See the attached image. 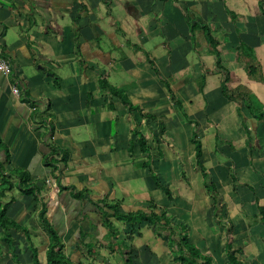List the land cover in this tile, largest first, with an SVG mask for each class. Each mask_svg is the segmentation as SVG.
Masks as SVG:
<instances>
[{"label": "crops", "instance_id": "crops-1", "mask_svg": "<svg viewBox=\"0 0 264 264\" xmlns=\"http://www.w3.org/2000/svg\"><path fill=\"white\" fill-rule=\"evenodd\" d=\"M92 1L97 5L95 0ZM180 1L184 4L183 13L167 15L166 21L162 19L166 17L169 8L166 2L159 0L149 2L142 0L143 10L130 11L132 23L149 15L145 21H149L150 30L154 26L152 18L156 19L157 25L164 31L167 29L165 23L168 26L174 23L173 32L183 34L177 41L179 44L175 43L173 49L168 48L166 42H161L154 50H148L144 43L146 40L142 36L143 28L137 26L138 38L144 47L135 45L130 47L125 37L128 31L126 33L121 30L123 39H126L125 43L123 39L115 37L117 42L113 49L104 51L97 44L95 47L89 43L91 38L108 30L100 24L99 16H102V13L94 15L93 11L89 12V0H0V54L9 60L11 65V72L8 75L0 72V140L8 147L10 156L3 172L8 174L14 169L12 180L16 184L8 191L11 194L10 199L13 200L8 205L7 213L28 229L35 245H38L36 241L45 240L46 235L40 229L35 198L22 194L17 187L18 180L14 176L16 169L27 170L36 184L43 187L42 197L47 208V217L59 231L66 247L69 246L72 258L77 255L72 253L74 251L78 256L88 251L83 243H80L83 235L87 236L86 240H90V236H95L93 252H100L101 243H107L105 237L107 229L100 220L99 210L102 206L100 202L120 200L124 211L147 210L145 204L147 200L143 194L146 195V190H151L152 194L160 190L153 187L149 189L147 184H144L148 178L146 173H149L144 162L148 160L152 161L155 172L164 177L178 175L168 170L174 169L176 165L183 166L182 176L188 179L187 186L179 178L180 175L167 178L171 184L177 182L176 184L182 188L180 192L193 202V207L189 203L188 207L194 211L184 215L183 210H180L183 206L176 203L177 201L172 202L169 210L173 217H176V222L181 223L182 217L188 216L190 224V226L186 224L188 232L191 229L192 234H197L195 229L201 230L197 225H193L190 219L204 216L198 213L197 209L204 210L210 207L212 209L214 203L204 187L201 170L195 163L193 125L197 126L198 139L202 143L204 168L210 175L211 171L216 170L217 177H220L219 186L227 182L221 177L222 172L226 177L229 176L227 169L231 170L232 166L240 171L234 165L227 167V161L226 167L218 166L216 161L224 163L226 160L220 159L218 152L228 154L233 161L236 159L239 151L233 154L228 148L231 139L232 145L240 143L242 144L240 147L244 148L247 136L238 116L241 106L221 96L219 89L221 74L213 69L215 56L208 48L203 30L196 29L191 34L196 42H189L190 30L180 17L184 14L200 16L203 20L201 22L209 26L213 36L219 41L221 60H229L232 67H226L234 76L236 70L241 69L245 78L243 81L239 80L248 84L252 80L248 79L244 68L246 58L238 49L239 40L253 47L256 60L264 65V17L262 15L259 17L257 0L252 1L255 8L247 13L248 19L244 18L246 14L244 0H234L231 9L224 7L219 11L216 8L218 3L216 0ZM186 6L191 12L188 8L184 10ZM114 9L115 5L111 7V28L117 21ZM228 10L235 13L236 19L230 17ZM82 14L87 18L91 15L94 17L85 23L87 24L85 30L76 22ZM245 19L247 23L241 25ZM179 21L180 30L176 27V22ZM167 33L171 35L170 31ZM70 37L76 40L72 48L69 46ZM120 49L123 51L122 57L114 53ZM119 60L126 76L123 72L119 73L117 81L122 80L123 87L118 88L127 94L133 104L141 108L142 113H150L154 118H139L138 111H128L117 94L108 91L103 94L97 92L96 81L101 75L99 64L110 67L113 63L120 62ZM151 60L156 61L154 66L157 71L152 67ZM206 60L209 61L208 64L205 63ZM52 62H55L56 67H53ZM37 64L42 68H37ZM186 66H188L186 70L190 72L181 76L179 68L185 69ZM262 71L264 72V68ZM203 74L206 77L201 92L196 80ZM133 76L139 81L137 85L131 82ZM158 77H161L160 80ZM254 77L257 79L253 80L259 82L253 81L255 88H251L252 92L264 104V84L258 80L260 77L258 74ZM109 78L108 75L107 80ZM125 81L128 84H125ZM15 83L19 87L18 95L12 92V85ZM166 83H169L170 90ZM199 92L213 93L215 102L221 103L220 106L214 108L211 104V109L207 110L208 103H204ZM171 93L177 101L172 99ZM182 107L188 114L186 118L179 116ZM221 109H224L223 116L218 118L215 114ZM240 112L245 119L244 111ZM233 113L237 114V119L233 118ZM227 116L231 118L229 122ZM188 118L192 123L187 121ZM245 122L248 125L246 119ZM251 123L252 127L249 128L255 130L253 118ZM135 130L146 140L148 149L145 152L137 142L136 138H139V135L134 133ZM224 132L228 134V140L224 137ZM51 146L68 154V161L62 167L60 175L56 172L59 178L54 176L53 167L43 163L44 156L49 153ZM5 160L6 152L1 148L0 163ZM245 167L247 166L244 165L243 168ZM120 172L126 173L127 176L118 177L117 174ZM260 176L262 177V174ZM193 180H200L201 186L192 185ZM170 189L174 191L171 187ZM77 192L82 193L81 197H74ZM125 197H130L133 201L126 202ZM236 202L243 204L240 199ZM219 214L224 216L220 212L218 217ZM120 225L122 228L119 222ZM238 231L237 229L236 233ZM141 232V236L134 237L131 246L135 248L147 246V251L142 250L141 253L145 257L151 255L153 264H159L160 253L169 250V247L150 228L142 227ZM13 235L19 242L17 246L19 251L16 255L23 256L30 263L28 259L30 250H27L25 235L16 232ZM191 235L189 234L192 240H202V235L197 234L194 239ZM118 238H125L124 233L118 235ZM206 239L207 237L201 242H205L210 248ZM159 243L161 252L157 255L155 250ZM221 243L223 246L222 239ZM205 253L208 251L205 250ZM0 254H2L0 264H5L6 259L11 256L9 247L2 244ZM112 254L120 257L118 252ZM81 261V264H86L84 259ZM87 263L95 264L96 260L89 259ZM171 263L172 257L169 264Z\"/></svg>", "mask_w": 264, "mask_h": 264}, {"label": "trees", "instance_id": "trees-1", "mask_svg": "<svg viewBox=\"0 0 264 264\" xmlns=\"http://www.w3.org/2000/svg\"><path fill=\"white\" fill-rule=\"evenodd\" d=\"M258 4L260 8V13L264 17V0H259ZM187 8L188 7L186 6L184 10H187ZM227 12L230 11L228 10ZM229 15L233 20L236 19V15L234 12H231ZM189 29L192 33L196 29L203 30V35L208 44V48L215 56L214 66L216 68V71H218L221 74V81L219 84L221 96L228 101H239L240 103L239 105L245 107L248 110L250 117L253 118V120L255 121V127H254L255 130H257V128L260 126V130H262V138L264 140V104L257 98V96L252 92L251 89V88H255V86L253 85V81L256 82L259 81L252 80L249 85L241 84V82H238L237 84L233 85L235 77L234 75H232L230 69L223 64L221 60L220 52L218 50L219 41L213 36L212 32L209 29V26L203 24V22L199 20L198 22L193 23ZM238 49L242 51L243 56L246 58L244 60L245 62L244 68L247 75L253 76L252 77L253 79H257V77L254 76L258 74L260 76L258 80H261L262 81L261 83L264 84V72L262 71L264 65L261 64L259 60H256L253 47H249L247 44L241 41L239 42ZM153 68L157 71L155 66ZM205 77L206 75L203 74L199 76L196 80V83L199 85L198 89H200L201 92L205 82ZM101 80H103L102 83H105L106 81L105 78H102ZM103 86L104 85H102V87ZM107 87L110 90L109 92L118 95L120 100L123 101L124 105L127 106L128 111H138L139 118H145V119L154 118V115L150 113H142L141 108L137 105H134L128 99L127 94L120 88H117L116 86H113L111 84H107L106 87L103 88H107ZM166 87H168L170 90L169 83H166ZM171 96L172 99L175 100L172 93ZM217 106L218 105L213 104L214 108ZM187 121L189 123H192V120L189 118ZM193 127L194 130L192 132V142L195 150V156H194L195 163L198 166V168H200L201 170L200 172L203 177L204 186L207 188L210 194L211 192H213L214 195V198L212 197L213 203L214 206H216L218 202V196L217 194H215L217 190L216 183H218L216 181H219L220 177H215L216 180L215 181L211 177L208 170L204 168L202 161V155H203L202 143L198 139L197 128H196L197 126L193 125ZM244 129L249 132V135L246 137V141H245L247 147L245 144L243 146L246 152L245 155L249 159H251V161L252 160L255 161V159H257L254 156L255 154L256 155L264 154V144L260 141L258 132H256L254 129H250L249 126L246 124ZM252 132L254 134V137H252L251 134ZM134 133L135 134L138 133L139 138H136L137 142L139 143L141 150L145 152L148 149V146L146 144V140L144 136L136 130ZM255 138H256V142L252 143V140ZM0 146L6 152L5 162L0 163V173H1L0 246L4 244L5 247H9V252L11 254L10 258H12L14 261L17 260L16 254L19 251V249L17 248L19 242L16 240V238L13 235L14 232H16L17 234L25 235V239H26L25 243L27 244V250H30V254L28 255V258L31 264H81L82 262L81 260L83 258H88V257H91V259L99 260L102 262L105 261L107 262L108 259L104 255H102L101 252H93L95 246L94 242L90 244L84 242L83 245L88 249V251L87 253L78 256L76 259H73L71 256H68L64 252L66 244L63 241L61 235L59 234L57 228L47 217V208L46 205L44 204V200L42 197L43 187L38 186L36 184V181L30 177L29 172L27 170L16 169L14 176H16V179L18 180L17 187L20 188L22 194L32 195L35 198L38 207V218L40 221V229L46 235L47 242L44 244L45 246L40 247L41 245L40 246L35 245V243L30 238L28 229L24 228V226H22L20 223L14 220L7 213L8 205L13 199L11 198L9 201L3 203L1 202V199L4 197L5 192L10 191L16 184L12 180L13 179L12 173H14V169L10 170L8 174H5L3 172L5 169V164L9 161L10 156L8 152V147L5 144H2L1 140H0ZM67 161H68L67 152H61L55 146H51L49 153L44 156V163L46 166L53 167L54 176H56V172H58L60 175L61 169L63 166L66 165ZM144 165H146V167L149 169L151 185L153 186L154 184L155 188H159L160 190L162 189L166 200L169 202H173L176 196L173 195L170 186H168L166 182L164 183L163 181H160L156 173L155 174L153 173L154 167L152 165V161L150 160L145 161ZM229 166L230 165H228L227 167ZM239 173L240 171L232 172L230 177L231 181L232 180L236 181L237 180L236 177L238 176ZM223 180L224 181L227 180V177L225 176ZM249 189L252 190L253 193L252 199H254L257 209V212L253 214L252 213L248 214L247 211H244L245 216H247V214L252 215V219H253L252 223H250V225L247 224L249 227H251L257 225L258 223H262V224L264 223V205L259 204V197L258 195H256L255 190L251 189V187H249ZM80 194L82 193L77 192L76 194H74V197H81ZM100 203H102V206L99 210L101 214L100 220L102 222V225L107 229V233L110 232L111 234V236L106 237L107 243H101L100 248L101 247L106 248L109 251V253L118 252V254H120L121 264L139 263V261L137 262L135 261V259L138 260L137 251H140L141 253V251L145 250L147 246H145L144 248L142 246H140L139 248H135L134 246H131L132 245L131 242L135 236L142 235L141 232L142 227L150 228L157 236H159L161 239H163L166 242V244H168L169 251L172 253L173 262H177L180 264H212L209 255H207L208 253H203L207 249L203 248L205 250H202L194 244V242L190 239L189 232L187 231L189 229L188 226L186 224L176 222L173 215L169 212V210L166 207L159 209L157 208L156 203L151 200V203H149L146 206L148 207L147 210L139 209L135 211L134 210L124 211L122 210L120 200L111 201V202L103 201ZM214 211H215L214 215L218 218V213L216 211V208H214ZM167 216H169L170 218H167ZM114 221L120 222L122 224V232L124 230L123 233L125 235V238H118L120 231L115 227ZM216 225L223 226L224 230H226L225 232L229 233L227 235L230 234L232 235L233 233L232 222L229 223V221L225 222L224 220H222L216 223ZM83 240L84 239L82 238V241ZM126 240L127 243H129L128 245L126 243ZM232 242H233L232 239L230 241L228 239L226 240V243L223 242V246L220 245L219 241L214 242L212 244V251H213L212 253L215 254L216 261L218 260L220 262L219 264H226L227 261L229 264H242L241 261L235 259V254H233L236 252H240L241 249L239 247L233 248ZM218 246H219V251L216 248ZM42 249H44L43 261L40 258V252L42 251Z\"/></svg>", "mask_w": 264, "mask_h": 264}, {"label": "rangeland", "instance_id": "rangeland-1", "mask_svg": "<svg viewBox=\"0 0 264 264\" xmlns=\"http://www.w3.org/2000/svg\"><path fill=\"white\" fill-rule=\"evenodd\" d=\"M90 3H89V12L93 11L94 12V15L97 14L99 15L100 13H102V16H99L101 18L100 21V24L102 25V27L108 29V30H105L104 32H108V34L106 35V33H103V34H99L98 36L94 37V38H91L89 40V43L90 45L92 46H95L96 47V44L98 46L101 47V49H103L104 51H110L111 49H113V46L116 44V39L115 37L117 38H121L123 39V36H122V33L120 32L121 30L125 31L127 33L128 31V34L125 35L127 41H128V44L130 43V47L132 46H140V47H144V46H141V40L139 41L140 38H138V33H137V29L136 27L137 26H141L143 28V31L142 32V36L143 38H145V46L148 50L152 51L155 49L156 45H159L161 42H166V44L168 45V48L170 49H173L174 47V44L176 43L177 44V41L179 39L182 38V34L183 32H178V33H174L173 31H175V25L174 23L173 24H169V26L167 25V23H165V26H167V29H165V31L162 29L161 26H158L157 23H156V19L155 18H152V22L154 23V26L152 27V29L150 30V26H149V21H145V19L149 16V15H146L147 17L145 18H139V19H142V21H138L137 22H133L132 23V15H130V11L133 9H135V12H137L138 9H142L143 10V5H142V0H95L96 1V4L92 1V0H89ZM120 1V3H119ZM161 2H166V6H168L169 8V11L166 12V17L163 18L162 20H167L168 16L167 15H171L173 16V13L177 12H182V2L180 0H159ZM184 1H196V0H184ZM199 1V0H197ZM206 1V0H204ZM252 1L253 0H244V9L246 11V14L244 15V18L248 19V14L247 13H250L252 11L253 8H255V6H252ZM259 0H257L258 2ZM99 2V3H98ZM149 2V0H148ZM153 2V1H152ZM215 2H218L217 5H216V8L217 10H223L224 7H226L227 9H231V6H233V3L234 0H216ZM91 3H94V4H91ZM91 4V5H90ZM197 4V3H196ZM115 5V9H114V12H115V16H117V21H116V24L113 25V27L111 28V19H110V14H111V7ZM158 7H160V4L157 3ZM126 6V8H125ZM157 7V8H158ZM258 7H259V4H258ZM260 9V8H259ZM188 10L189 12L190 11V8L188 7ZM257 9H255V12H256ZM233 12L232 10L230 12H228L229 14ZM262 14L260 13L259 14V17L261 16ZM263 16V15H262ZM94 17L91 15V16H88V18L85 16V14H82L81 17L79 18V21H76L77 23H79L80 28L85 30V26H87V22H89L90 20H93ZM180 19H182V21H184L188 27V30H190L189 28L191 27V25L193 23H196L198 22L199 20L203 21L202 18L199 16H195V15H185L183 17H180ZM244 20L243 23L241 25H244L246 24L247 20ZM118 27V29H117ZM176 27L178 30H180V21L179 22H176ZM149 30V31H148ZM152 30H155V32H152ZM168 31H170L171 35L169 33H167ZM121 33V34H120ZM192 32L190 31L189 32V42H193L194 40L192 39V36H191ZM170 35V36H169ZM128 36V38H127ZM71 38V37H70ZM69 38V39H70ZM126 39H123L125 43ZM242 40H239V42H241ZM76 42V40H72V38L70 39V48H72L74 46V43ZM196 42V39L194 41V43ZM244 42V41H242ZM245 43V42H244ZM73 44V45H72ZM179 44V43H178ZM177 44V45H178ZM246 44V43H245ZM72 45V46H71ZM202 52V51H201ZM117 54V56H120L122 57L123 56V51L122 49L114 52ZM144 54V53H143ZM120 61V60H119ZM124 61V60H122ZM174 61V60H172ZM209 61L206 60L205 63L208 64ZM223 64L225 66H229V67H232L231 64H229V60H222ZM152 67H154V65L156 64V61H153L151 60L150 61ZM135 64V63H134ZM158 64V62H157ZM52 65L53 67H56V64L55 62H52ZM100 66V73L101 75L99 76L98 78V81H96L97 83V92H99L100 94H103L105 91H110L107 88H103V87H106L107 84H111V85H120V86H117L118 87H123V83H122V80H120L119 82L117 81L118 77H119V73L120 72H123V75L126 76V72L124 71L123 69V65L120 62H116V63H113L110 67H105L102 63L99 64ZM37 68H42L40 64H37L36 66ZM66 68V66H65ZM186 68H188V66L184 68H179L181 69V76L187 74L188 75V70H186ZM162 69V68H161ZM213 69L216 70L215 66H213ZM183 71V72H182ZM78 72V71H77ZM163 72V71H162ZM236 74H235V79H234V84H237L238 82H241L239 79H241L243 81V79L245 77L244 76V73L241 69L239 70H236ZM164 73V72H163ZM247 74V73H246ZM109 75V79L107 80V76ZM179 75V74H177ZM240 78H239V77ZM248 79L250 80H253V76H248ZM102 78H105L106 81L105 83H102L103 80H101ZM125 78V77H124ZM130 78V77H129ZM161 77H158V79L160 80ZM221 78V76H220ZM164 79V78H162ZM247 79V78H246ZM245 81V80H244ZM131 82H133L132 84L133 85H137V83H139V81L136 80V78L133 76V78H131ZM207 82V81H206ZM214 82V81H213ZM127 82L125 81V84ZM135 83V84H134ZM128 84V83H127ZM212 84V82H211ZM241 84H245V85H249L248 82H241ZM102 85H104L102 87ZM125 86V85H124ZM250 87V86H249ZM202 100H204V103H208L206 109L209 110L211 109L210 105L211 104H215V105H218L220 106V103L216 101V98L214 97L213 93L212 94H206V92L204 94L202 93H198ZM110 95V94H109ZM120 99V98H119ZM197 100H200L202 101L200 98H197ZM122 105L124 107H126L127 109V106L124 105L123 101L120 100ZM225 102V101H223ZM232 102H235L234 104H240L239 101H232ZM134 105H137V104H134ZM206 105V104H205ZM138 106V105H137ZM241 106V105H240ZM252 106V105H251ZM79 109H81L79 107ZM89 109V108H88ZM185 109L182 107L180 108V115L182 118H186L188 115L185 111ZM243 110L244 111V114H245V119L247 120V124L248 126H250V128L252 127V123H251V120L252 118L250 117V114L248 113V110L241 106V109L240 111ZM223 111L224 109H221V110H218L216 112V117L218 118H221L223 116ZM239 113H242L240 112ZM208 114V113H207ZM239 118L241 119L240 122L242 123L243 127H245V120L244 118L242 117V115L238 114ZM228 117V122L229 120L231 119L229 116ZM233 118L237 119V114L233 113ZM243 118V119H242ZM252 131V130H251ZM256 132L259 133V137H260V141L264 144V140L262 138V130H260V126L257 128V130H255ZM245 136H248L249 135V132L245 130ZM252 134V137H254V134L253 132L251 133ZM224 137H226V139L228 140V134H225V132L223 133ZM201 141V140H199ZM256 142V138L252 140V143ZM233 143V139H231L230 141V144L228 145V148L232 151L233 154H237V151L238 152V155L236 157V159L233 161L231 160V158H229V155H225V153L223 152H218L217 155L219 156L220 159H226L224 161V163H221L220 160L216 161L217 165L218 166H222V167H226L225 164L228 163V165H234L235 168L237 169H240V173L238 174V176L236 177V181L235 180H232L230 179L231 177V174L232 172H235L237 170L234 169V167L232 166V169L229 170V173L230 175L227 176V182L223 183L222 185L219 186L218 183H216V187L218 188V190H216L215 194H217L218 196V202H217V205L214 206L212 209L210 207V209H204V210H200L198 207L199 205H196L197 206V212L200 213V214H203L204 216H198V217H193L192 219H190L192 221V224L193 225H197L201 230L199 231L198 229H195L197 231V234L198 235H202V240H195L194 237L197 236V234H192L189 230V234L191 236H193V239L195 240H191L194 242V244L196 246H198L200 249L202 250H205L207 249L208 251V254L209 257H210V260L212 262V264H219L220 262L217 260L216 261V256L215 254H213L212 252V244L214 242H217L219 241L221 246H222V243H221V239L223 240V242L226 243V240L229 239V241L232 239L233 240V248H240L241 251L240 252H236V253H233L235 254V259H237L238 261H241L242 264H264V223H258L257 225H254V226H251L249 227L248 225H250V223H252V215H248V214H253V213H256L257 212V209H256V203L254 201V199H252V190L249 189V187H251V189H254L255 190V193L256 195H258L259 197V204H262L264 205V154H255L254 156L257 158L255 159V161H251V159H249L246 155H245V148H241L240 143H237V144H234L232 145ZM218 149H219V145H220V141L218 140ZM246 145V143H245ZM235 146V148H234ZM244 146V145H243ZM247 147V145H246ZM230 152V151H228ZM256 152V151H255ZM243 153V154H242ZM228 156V157H227ZM233 158V157H232ZM227 161V163H226ZM247 163V164H246ZM243 164H246L247 167L243 168L244 165ZM153 173L158 176V179L160 181H168V178L167 177H176L178 175H180V179L182 180L183 184L185 186H187V183H188V179L184 176H182L183 172H184V168L183 166L182 167H178V165L175 166L174 169H169L168 171H172V172H175V173H178V175H170V176H160V174L158 172H155V169H153ZM242 171V172H241ZM246 171V172H245ZM244 173V174H242ZM262 174V177L260 176V174ZM144 174V173H143ZM147 177L149 178H146V181L144 182V184H147L148 188L151 189L152 187H154V184L153 186L151 185V178H150V172L149 173H146ZM118 177H126V173L124 172H120L117 174ZM218 174L216 173V170H213L211 171V177L215 180V177H217ZM221 177L224 178L225 175L223 174V172L221 173ZM16 178V176H15ZM171 178H169L170 180ZM194 183H192V185H200V180H193ZM216 181V180H215ZM174 182V181H173ZM216 182H219V181H216ZM177 182L171 184L170 181H168V186H170L176 193H174V195H176V198L174 200L177 201L176 203H179L183 206V208L180 210H183V213L184 215L185 214H189V211H191L188 207V203L191 205V207H193L192 205V201L186 199L184 197V194H182L180 191L182 190V188L176 184ZM201 186V185H200ZM203 186V185H202ZM145 187V186H144ZM205 187V186H204ZM115 188H116V185H115ZM114 188V189H115ZM206 188V187H205ZM261 188V189H260ZM207 189V188H206ZM147 193L146 195L143 194V197L147 200V202H145L146 205H148L149 203H151V200L153 202L156 203L157 205V208L161 209L163 207H166L168 210H169V205H172V202H169L167 201L164 196H163V190H156L155 194H152L151 190H146ZM209 193V192H208ZM210 194V193H209ZM211 197L214 198V195H213V192H211ZM10 192H5V195L4 197L1 199V202H6L7 200L10 199ZM239 199L241 201H243L242 205L240 204H237L236 200L239 201ZM125 201L126 202H130V201H133L131 200L130 197H125ZM145 201V200H143ZM234 201V203H233ZM111 202V201H110ZM121 202V201H120ZM233 204H232V203ZM122 204V202H121ZM179 205V206H181ZM214 208H216V211L217 213H223L224 216H222L221 214H219V217L217 218L214 214H215V211H214ZM218 208V209H217ZM158 209V210H159ZM244 209V210H243ZM157 210V211H158ZM221 210V211H220ZM177 213L179 212V208L176 209ZM194 210L192 209L191 212H193ZM214 211V212H213ZM244 211H247V216H245V213ZM170 212V210H169ZM202 212V213H201ZM181 216V215H180ZM230 217V218H228ZM167 218H170L169 216H167ZM196 218H199V219H196ZM175 221L176 220V217H174ZM186 219V220H185ZM224 219H227L226 221H229L232 222V225H233V229L232 231H234L230 237V235H227L229 233H226L224 230V227L219 225V227H222V228H219L216 226V223H218L219 221H222ZM171 221V219H170ZM187 221V223H186ZM189 219H188V216H184L182 217V221L181 223L183 224H189ZM248 224V225H247ZM114 225L115 227L120 231V234L122 233V228H121V225L119 226V222L117 221H114ZM226 227V225H225ZM222 229H223V233H222ZM239 230L237 233H236V230ZM188 231V230H187ZM124 232V230H123ZM119 234V235H120ZM210 234V235H209ZM240 234V235H238ZM234 235V237H233ZM108 236H111L110 232L106 234L105 237H108ZM91 239L90 240H86L87 239V236L85 237L83 235V242L81 240V244L86 242L88 244L92 243L93 242V239L95 236H90ZM207 237L206 241L209 242V247L206 245V243L204 242H201V241H204V239ZM214 238H217L215 241L213 240ZM231 238V239H230ZM213 241V242H211ZM38 242L37 246H41L40 247H43L45 246L44 244L47 242V240H42V241H36ZM224 243V244H225ZM160 243L156 246V254L158 255L160 252H161V247H160ZM168 246V244H166ZM142 247L144 248L145 246L142 245ZM205 248V249H203ZM217 250L219 251V246L216 247ZM147 251V248L145 249ZM223 251V250H222ZM64 252L70 256V249H69V246L68 248L65 247L64 249ZM100 252L102 255H104L108 261L106 262H102V261H98L96 260V263L95 264H121L120 262V257L118 255H114V254H109V251L106 249V248H100ZM73 254H77L75 256H73V259H76L78 257V253H76V251L72 252ZM205 253V251H204ZM217 254V253H216ZM43 256H44V249H42V251L40 252V258L41 260L43 261ZM222 256H223V253H222ZM171 257H172V253L169 251V250H166L165 252H162L160 253V256H159V264H166V263H170L171 261ZM137 259H135V261H139V263H136V264H153V260H152V256L149 255L147 257H145V255H143L142 253H140V251H137ZM151 258V259H150ZM234 258V257H233ZM2 259V254H0V260ZM12 258H10V256L8 257V259H6L5 261V264H30L28 263V261H26V259L23 257V256H17V260H11ZM29 259V258H28ZM84 261L86 262V264H88L87 262L89 261V259L91 258H83ZM12 261V262H11ZM171 264H179L177 262H173ZM227 264L228 261H227Z\"/></svg>", "mask_w": 264, "mask_h": 264}, {"label": "built area", "instance_id": "built-area-1", "mask_svg": "<svg viewBox=\"0 0 264 264\" xmlns=\"http://www.w3.org/2000/svg\"><path fill=\"white\" fill-rule=\"evenodd\" d=\"M0 72L8 75L11 72V65L8 59L4 58L0 54ZM12 92L16 95L19 93V87L17 83L12 85Z\"/></svg>", "mask_w": 264, "mask_h": 264}, {"label": "bare ground", "instance_id": "bare-ground-1", "mask_svg": "<svg viewBox=\"0 0 264 264\" xmlns=\"http://www.w3.org/2000/svg\"><path fill=\"white\" fill-rule=\"evenodd\" d=\"M44 163V162H43ZM11 197V196H10ZM95 210V209H94ZM204 253V252H203Z\"/></svg>", "mask_w": 264, "mask_h": 264}]
</instances>
